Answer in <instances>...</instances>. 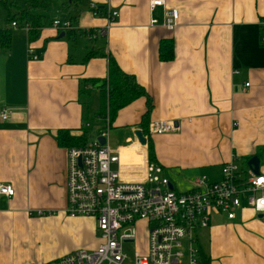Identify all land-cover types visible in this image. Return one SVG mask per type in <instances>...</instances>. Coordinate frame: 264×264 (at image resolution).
<instances>
[{
    "label": "crops",
    "instance_id": "1",
    "mask_svg": "<svg viewBox=\"0 0 264 264\" xmlns=\"http://www.w3.org/2000/svg\"><path fill=\"white\" fill-rule=\"evenodd\" d=\"M91 4L102 13L93 14ZM166 8L177 14L174 30L163 25L162 8L150 12L149 0H50L32 40L17 28L9 48H0V110L9 114L0 121V184L15 191L0 196V264H45L98 247L95 220L66 214L68 148L57 133L79 136L85 120L100 113L101 91L80 97V82L105 80L108 56L152 100L146 136L140 127L145 98L112 120V148L122 149L123 164L137 161L128 146L138 142L139 130L174 190L177 183L190 189L200 176L219 180L233 157L248 169L256 156L264 174V27L258 25L264 0H166ZM107 9L118 13L110 23ZM57 18L77 29L59 38L50 27ZM163 40L172 41L169 61L159 58ZM28 45L38 60L27 57ZM89 51L98 54L85 60ZM158 121L177 130L153 135L150 126ZM198 247L209 264H264V216L245 205L234 220L213 216Z\"/></svg>",
    "mask_w": 264,
    "mask_h": 264
},
{
    "label": "built area",
    "instance_id": "2",
    "mask_svg": "<svg viewBox=\"0 0 264 264\" xmlns=\"http://www.w3.org/2000/svg\"><path fill=\"white\" fill-rule=\"evenodd\" d=\"M157 8L164 10L163 25L174 30L176 12L166 8V0H149L150 12ZM90 9L99 14L93 4ZM106 13L109 23L118 16L108 9ZM157 23L154 19L150 22ZM258 25L264 27V19ZM10 26L27 34L30 30L28 24L12 22ZM50 27L59 33L77 29L71 20L59 18L53 19ZM104 32L98 31V35ZM85 33L91 35L90 31ZM260 44L264 47V35L260 36ZM26 54L32 60L39 58L29 45ZM106 92L102 127L90 136L86 146L68 149L66 179L67 216L93 218L100 243L92 251L75 250L45 264H200L198 234L209 227L213 216L234 220L244 205L264 216V174L255 175L242 168L235 157L222 166L219 180L197 177L185 192L170 189L171 181L161 166L150 161L146 145L129 144L137 161L123 164L122 149L109 144L112 122L108 88ZM8 117V111L1 109L0 121ZM89 127L88 122L82 125V129ZM176 130L177 126L168 122L150 126L153 135ZM99 137L105 138V145L98 144ZM14 193L11 185L0 184V196L11 198ZM48 214L38 212L39 216ZM141 223L147 234L146 249L130 258L124 246L134 244L136 228Z\"/></svg>",
    "mask_w": 264,
    "mask_h": 264
},
{
    "label": "trees",
    "instance_id": "3",
    "mask_svg": "<svg viewBox=\"0 0 264 264\" xmlns=\"http://www.w3.org/2000/svg\"><path fill=\"white\" fill-rule=\"evenodd\" d=\"M0 0V6L6 10V24L5 27L0 28V48H9L11 45L12 28L10 24L12 22L19 23L20 26L28 24L30 30L27 34L29 40H32L42 27L45 21V16L42 15L46 11L50 0ZM99 14L103 10L97 8ZM40 12L39 14H36ZM70 32L66 33L68 35ZM98 54L94 51H89L85 60ZM159 58L162 61H169L173 58V48L171 40H163L159 46ZM108 71L107 78L105 80H88L80 82L79 96L87 97L90 89L98 88L101 91L102 96V109L100 113L95 116L87 118L85 120L90 124L87 129H81L82 133L79 136L71 134L68 130H61L57 133V141L59 145L65 148L72 147H84L88 144L90 136L98 129L102 127L101 122L105 114L106 106V89L108 88V103H109V115L111 122L114 119L117 112L131 104L138 98H145L146 111L142 116L140 127L143 130L144 135H147V129L145 124L148 122L149 114L152 110V100L147 91L142 87L131 74H128L121 70L116 61L108 56ZM88 86V88L86 87ZM145 127V128H144ZM147 147L149 151V159L154 163V152L150 138L147 136ZM249 160V159H248ZM199 248V247H198ZM199 260L200 264H209V260L206 255L199 248Z\"/></svg>",
    "mask_w": 264,
    "mask_h": 264
},
{
    "label": "rangeland",
    "instance_id": "4",
    "mask_svg": "<svg viewBox=\"0 0 264 264\" xmlns=\"http://www.w3.org/2000/svg\"><path fill=\"white\" fill-rule=\"evenodd\" d=\"M18 2L21 3L20 0H18ZM5 21H6V10L0 6V27H2V28L5 27V24H6ZM12 31L24 32L23 30L15 31L14 29H12ZM98 38L101 39V37H98ZM115 131L116 130L113 129L109 132V138L108 139H109V143H110L111 147H115L117 145L116 137L114 134ZM188 189L189 188L186 187L184 184H179V183L176 184V191H178V192H185ZM146 238H147L146 229L144 228V226L138 225L136 228V240H135L134 244H126L124 246V252L127 254V256L131 258L135 252H143L146 249ZM99 240H100V238H99Z\"/></svg>",
    "mask_w": 264,
    "mask_h": 264
},
{
    "label": "water",
    "instance_id": "5",
    "mask_svg": "<svg viewBox=\"0 0 264 264\" xmlns=\"http://www.w3.org/2000/svg\"><path fill=\"white\" fill-rule=\"evenodd\" d=\"M65 36L64 32H61L59 35V38H63ZM135 136L137 138V141L142 145L145 146L146 145V139L143 137V134L141 131H135ZM97 142L100 146L105 145V138L99 137L97 139ZM247 167L248 169L251 171V173L255 174V175H259L260 171H259V160L256 156L251 157L248 161H247ZM170 189H173L172 186H170ZM258 218H263V215L259 214Z\"/></svg>",
    "mask_w": 264,
    "mask_h": 264
}]
</instances>
